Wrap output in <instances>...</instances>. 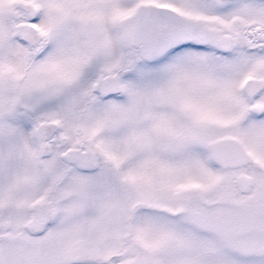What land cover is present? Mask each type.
I'll return each mask as SVG.
<instances>
[{"label": "snow or ice", "instance_id": "snow-or-ice-1", "mask_svg": "<svg viewBox=\"0 0 264 264\" xmlns=\"http://www.w3.org/2000/svg\"><path fill=\"white\" fill-rule=\"evenodd\" d=\"M0 264H264V0H0Z\"/></svg>", "mask_w": 264, "mask_h": 264}]
</instances>
